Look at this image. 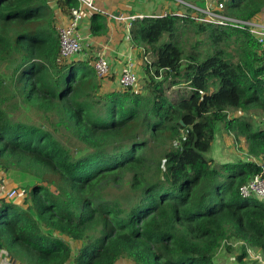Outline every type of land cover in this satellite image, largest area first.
Returning <instances> with one entry per match:
<instances>
[{
	"label": "trees",
	"instance_id": "1",
	"mask_svg": "<svg viewBox=\"0 0 264 264\" xmlns=\"http://www.w3.org/2000/svg\"><path fill=\"white\" fill-rule=\"evenodd\" d=\"M51 2L0 0V168L32 180L23 206L0 198V252L20 264H221L222 251L257 264L254 250L264 261V199L241 194L264 177L261 45L180 5L187 15L132 22L143 84L112 87L94 48L61 54L57 9L70 18L80 2ZM224 5L264 21V0ZM90 19L93 36L106 32L103 15ZM178 85L190 91L173 101ZM225 134L247 144L245 160L210 156Z\"/></svg>",
	"mask_w": 264,
	"mask_h": 264
},
{
	"label": "built area",
	"instance_id": "2",
	"mask_svg": "<svg viewBox=\"0 0 264 264\" xmlns=\"http://www.w3.org/2000/svg\"><path fill=\"white\" fill-rule=\"evenodd\" d=\"M80 6L75 8L71 12V17L68 18L67 24H63L59 27V37L61 45V54L64 58L72 59L81 55L85 48L90 47L89 43H86V38L82 34V24L84 21L83 11L84 9H89L91 12L101 11L94 5L92 0H78ZM177 5H184L192 13H195L197 20L204 23L217 24L221 26H228L235 29L247 30L261 45L264 49V21L261 19H253L249 21L240 20L231 16L224 14L225 5L224 2H220L218 6H211L206 3L205 6H200L191 2H186L184 0H172ZM179 15L183 16V13L178 12ZM165 13L161 16L152 17H162L167 16ZM113 19L118 22L126 23V37L125 39L129 42L132 41L131 37V27L132 22L137 19L145 18L142 15H113ZM140 52V51H139ZM150 55H148L145 60H149ZM95 70L98 76L102 79L107 78L111 74V65L107 57L104 54H99L97 61L95 63ZM139 64L138 61L132 57H128L125 61L123 68L121 69L118 84L121 88H134L139 83ZM241 194L244 197H250L256 195L264 199V177L257 176L251 182L244 185L241 188ZM17 188L11 189L7 196L5 197L8 201H14L17 197L21 196Z\"/></svg>",
	"mask_w": 264,
	"mask_h": 264
},
{
	"label": "crops",
	"instance_id": "3",
	"mask_svg": "<svg viewBox=\"0 0 264 264\" xmlns=\"http://www.w3.org/2000/svg\"><path fill=\"white\" fill-rule=\"evenodd\" d=\"M52 5L56 8L57 0H51ZM94 5L101 11L91 12L90 18L95 14H101L106 19L105 33L100 36H93L90 31L89 21H85L82 24V34L86 38V43L94 48L95 51H90L93 56L98 54H104L110 62L111 74L110 77H114V81L109 83L112 87L118 85V78L123 68L125 61L128 57L139 62V51L140 49L134 48L133 43L128 42L125 39V32L122 24L117 23L112 19L111 16L123 13L125 15H142L144 17L161 16L168 13L171 10L183 13L180 6L175 5L170 0H92ZM122 15V14H120ZM57 16L60 20L61 25L67 24L68 18L61 16L59 9H57ZM59 23V24H60ZM139 64V63H138ZM16 204L23 206V200L20 198L15 201ZM72 244V242H71ZM77 244V243H75ZM79 248V246H77ZM76 248V249H77ZM3 252H0V264H20L13 261H3L7 257H2ZM8 259V258H7Z\"/></svg>",
	"mask_w": 264,
	"mask_h": 264
},
{
	"label": "rangeland",
	"instance_id": "4",
	"mask_svg": "<svg viewBox=\"0 0 264 264\" xmlns=\"http://www.w3.org/2000/svg\"><path fill=\"white\" fill-rule=\"evenodd\" d=\"M188 2L200 5V6H205L206 3H208L209 5L213 6H218L220 4V2H224L226 0H187ZM53 6V5H52ZM180 6V5H179ZM54 7V6H53ZM184 7V6H183ZM185 8V7H184ZM181 10L186 13L185 15H187L189 13V11L185 8ZM225 10V9H224ZM123 14V13H119L118 15ZM90 15H91V11L89 9H84L83 11V18L84 21H89L90 19ZM132 15V14H130ZM117 16V15H116ZM186 39H190V41H193L195 37H193V34L191 32H189L188 30H186V35H185ZM153 58L149 57V60H152ZM142 65V64H141ZM140 74V80H139V85L143 84V71L139 72ZM119 86V84H118ZM120 87V86H119ZM167 94L169 95V97L171 98V100L175 101L178 100L179 96L181 95H188L190 89L187 86L184 85H178V86H167ZM252 117H254L255 120L257 121H263L262 116H260L258 113L255 112H251ZM223 138V139H222ZM222 138H218L216 140V143L214 145V148L212 150V153L210 154V156L216 161L220 160L222 162H227V161H234V160H240L243 159L245 160L247 158L246 155V146L245 143L240 144L239 146H236V144L233 143L234 137L233 136H227V134H225ZM32 180L31 178H29L28 176H26L23 173H17V172H8V171H3L0 168V198L1 197H6L7 193L13 189L14 187L17 188L20 192L23 191V189H25L26 187H28L29 185H31ZM23 192L22 195L17 197L14 201L19 200L20 198L23 200ZM72 247L73 250H76L77 246L80 247V244H75L74 242H72ZM251 253V262L257 260L259 261L257 264H264L263 258L260 254L259 251H252ZM4 255H2V257H7L5 259H3V261H10V256L3 253ZM234 258L235 255L233 256V254H229L225 251H222L219 253V256H217V261L220 262L221 264H235L234 263ZM251 264V263H250Z\"/></svg>",
	"mask_w": 264,
	"mask_h": 264
},
{
	"label": "water",
	"instance_id": "5",
	"mask_svg": "<svg viewBox=\"0 0 264 264\" xmlns=\"http://www.w3.org/2000/svg\"><path fill=\"white\" fill-rule=\"evenodd\" d=\"M181 124H182V125H184V122H183V121H181Z\"/></svg>",
	"mask_w": 264,
	"mask_h": 264
},
{
	"label": "clouds",
	"instance_id": "6",
	"mask_svg": "<svg viewBox=\"0 0 264 264\" xmlns=\"http://www.w3.org/2000/svg\"><path fill=\"white\" fill-rule=\"evenodd\" d=\"M15 188V187H14ZM23 192V191H22ZM12 202H15V201H12Z\"/></svg>",
	"mask_w": 264,
	"mask_h": 264
}]
</instances>
